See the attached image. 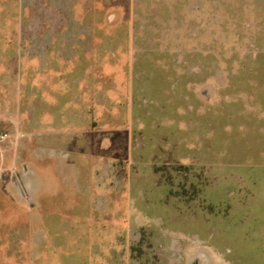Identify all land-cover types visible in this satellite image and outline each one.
Instances as JSON below:
<instances>
[{
  "label": "rangeland",
  "instance_id": "obj_1",
  "mask_svg": "<svg viewBox=\"0 0 264 264\" xmlns=\"http://www.w3.org/2000/svg\"><path fill=\"white\" fill-rule=\"evenodd\" d=\"M60 29L71 35L42 36ZM57 43L87 53L92 88L86 76L76 85L32 73ZM260 60L264 0H0V264H230L228 225L264 204V139L233 132L225 146L216 139L210 165H185L156 154L165 136L149 132L142 110L158 116L174 102L152 93L163 80L192 93L181 96L184 114L196 92L210 96L207 83L221 109L238 64ZM79 102L87 110L75 116ZM185 141L184 155L195 149ZM26 164L37 203L14 187Z\"/></svg>",
  "mask_w": 264,
  "mask_h": 264
},
{
  "label": "crops",
  "instance_id": "obj_2",
  "mask_svg": "<svg viewBox=\"0 0 264 264\" xmlns=\"http://www.w3.org/2000/svg\"><path fill=\"white\" fill-rule=\"evenodd\" d=\"M49 35L60 37L71 35V33L67 29H60L46 30L44 34H42V36ZM75 35L83 36V34L80 32L78 34H74V36ZM52 48V50L48 49L45 52V55H37L36 60L35 57L34 59H32L37 64V67L35 69H32V73L39 75V77L41 76L40 73H43L44 77H46L49 71L54 70L60 76H70L71 82L76 85H79L80 80L82 78H85L84 76H86L85 79L88 80L87 74L90 73L89 71L91 69H88L87 67V53L84 50H81V48L78 46V49L74 48L73 54L70 55V51H68L70 49L69 45L64 46L60 45V43H57V45ZM67 53L70 56H67ZM80 55H83V60L79 59ZM53 56H55V58ZM39 58L40 60H38ZM92 58L93 63H95L94 65L96 66V64H98V62L96 61V56L92 57L91 55H89V59L92 60ZM60 64L63 65L60 67ZM82 68L85 69L83 74L81 73ZM227 68H231V63H228ZM211 69H213V67H211ZM237 69L238 71L232 76L235 77L240 83L234 88H232V86L229 84L222 90L224 96L222 98L224 100L223 108L217 110L213 108L211 103L214 98L213 93L215 89L213 83H207V86H203V88H201L200 90L201 92L210 91V96L206 97V99L202 98V93H200V91L196 92V90H194V92H196L197 94L193 95L195 98L192 97L191 110L188 112V115L184 114V105L180 103V100H182V95H192V93L187 92L183 84L172 86L169 80H163L162 83L164 82V84L163 87H161L162 83L158 81L155 82L154 85L152 83V93H154L157 97L160 98V95L165 92L166 94L169 93L170 97L174 99V102L172 104L168 106L165 105V107H168L169 109H167L165 113L159 114L158 116L152 117L151 109L149 108L148 110H142L143 121L147 122V120L149 119V132L151 131L155 133L159 131L161 134L159 135V138L160 136H165V142L161 143L160 141H158L156 143V154H162L161 156H163L166 153V155L171 156L172 159L181 161L182 163H186L185 165L196 163V165L205 166L210 165L211 162H208V159L210 157L214 158L215 156L216 152L214 151L215 146H213V144L215 143L216 139H220V141L224 143V146L225 143L228 142V140H231V134L233 132L239 134L240 138L249 135L250 137L254 136L255 139L259 141H262L264 139V135H262L264 134V60L240 62L237 66ZM137 79H139V77H137ZM213 79L214 72H208L206 74V80L209 81ZM40 81L41 78L36 79L35 82H32L31 89L34 88L35 84H39ZM16 82H18V80ZM40 83L42 84V82ZM198 84L196 83V86H199ZM89 86L90 88H92L91 82H89L88 87ZM88 91L90 90H80L76 93H84L85 95L80 94L79 96L87 99L89 95L88 93H90ZM30 92V96L32 98H39L40 95L42 98L50 100L49 93L45 94L44 96L43 92L41 90H38L37 93H39V95L35 96L32 90H30ZM86 93L88 94L87 97ZM232 96L235 98V101H233V103L230 102L232 101ZM133 102L134 99L132 97V103ZM78 104H80V106L78 107L80 109L79 111H75V116H77L79 113L81 115V111H83L84 109L87 110L86 103L83 104V102H79ZM247 107H249L252 111L250 110L248 112ZM15 109H19L18 105L15 106ZM132 116L134 117V114ZM152 125L154 126V129H152ZM185 125L188 126L187 129L184 128ZM183 134L187 135L183 136ZM188 134H193L195 136V140L194 138L192 140V136L188 137ZM257 134L260 135L258 136ZM190 139L191 144L195 149L191 150L190 154L188 151L184 155V148H188L187 141L185 140ZM167 142H169V144H167ZM161 144H166V146L161 147V149L159 147L161 146ZM165 147L167 148L164 149ZM198 147L201 148V152L199 150H196L199 149ZM157 149H159V153ZM137 158V155H134V160ZM29 173L32 174V171L28 170V164H26L24 165L23 171L17 175V182L16 184L14 183V187L18 188L22 195L29 197L32 203H37L36 198L40 190L37 187L36 180L34 178H31L30 182L25 185V178L28 177ZM28 190H30V195H28Z\"/></svg>",
  "mask_w": 264,
  "mask_h": 264
},
{
  "label": "trees",
  "instance_id": "obj_3",
  "mask_svg": "<svg viewBox=\"0 0 264 264\" xmlns=\"http://www.w3.org/2000/svg\"><path fill=\"white\" fill-rule=\"evenodd\" d=\"M194 187L201 200L209 201L206 183L194 184ZM222 205L224 203L213 206ZM242 213V210L238 211L235 215L238 221H231L228 225L227 236H231L236 242L230 247L227 261L230 264H264V204L255 206V212L246 225L239 223L242 221ZM224 217L229 219V212Z\"/></svg>",
  "mask_w": 264,
  "mask_h": 264
}]
</instances>
